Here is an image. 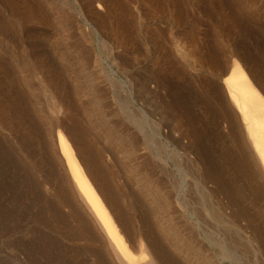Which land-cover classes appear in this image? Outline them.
I'll return each mask as SVG.
<instances>
[{"label": "rangeland", "instance_id": "374dc122", "mask_svg": "<svg viewBox=\"0 0 264 264\" xmlns=\"http://www.w3.org/2000/svg\"><path fill=\"white\" fill-rule=\"evenodd\" d=\"M234 62L264 100V0H0V264H122L77 194L58 132L134 254L264 264V170L253 149L257 183L244 155L237 174L227 162L236 176L227 190L207 164L236 148L224 115L247 139L223 83ZM184 97L202 106L199 144L172 124L168 104ZM90 123L112 184L96 178L80 136ZM120 135L133 142L114 152L109 138Z\"/></svg>", "mask_w": 264, "mask_h": 264}, {"label": "bare ground", "instance_id": "6f19581e", "mask_svg": "<svg viewBox=\"0 0 264 264\" xmlns=\"http://www.w3.org/2000/svg\"><path fill=\"white\" fill-rule=\"evenodd\" d=\"M223 83L225 84V87H226V90H227V93H228V96H229V99H230L232 105L237 109L238 113L240 114V115L239 114L238 115L241 116L240 120L243 123L242 125H244V129L246 131L245 133H247L246 136H247V139H248L249 145H250V146H248L245 144L247 139H246V141L242 140V135H245V134L244 133L242 134V132H241L242 130L239 129L240 127L237 128L238 127L236 125L237 121L234 118L235 115L234 114L230 115V113L226 114V113H228L227 111H226V113H223V114H226L223 116V118H225V120L228 121L229 125H231L232 134H233V138L235 140L236 148L232 152L227 150V151H224L221 156H218V155H217V157L215 156L216 160H218L220 158L217 161L218 163H216V161L214 162L212 160L211 161L208 160L207 164H208V167H210V171L212 174L210 177L212 179V182L215 185H219V183H222V185L221 184L219 185L220 187L224 185V187L227 186V188L229 189V187L233 186L232 181H234V179L236 177L234 172L237 174V172H239V170H240L239 167L236 165L237 164L236 161L240 155H244L248 159V162H249L248 167L251 169L250 178L252 179V181L257 180L258 172H259L257 170L258 169L257 167L259 166V164L261 165V167L264 170V100L258 95V93L255 90H253L251 88L246 74L244 73L243 69L240 67V65L237 62L233 63L231 71H230L228 76L224 77ZM168 95H169V93H168ZM166 96H167V93H166ZM167 97H169V96H167ZM200 100H202V99L200 98ZM202 102L200 103V105L202 104ZM169 104H168V108H169L170 112L172 111V113H171L172 115L169 113V110H167V112L170 114V116H172L171 118H173V120H172L173 127L180 129L183 132L185 131L187 133V135H189L190 142H192L193 144L194 143L199 144L198 143L199 140L202 139V137H203L200 135V128L198 126V121L200 120L199 122H201L200 118H201L202 112H203V111H201L202 106L201 107L199 106V99L198 98L188 99V98L184 97L180 101H179V99L174 100V102L170 106H169ZM208 108H209V105H208ZM192 110H194L195 112H196V110L199 111V114H196L197 116L193 115ZM200 112H201V114H200ZM204 112H206V111H204ZM208 114H209V112H208ZM223 114L221 113V115H223ZM217 116H216V118L213 117L212 121L216 122V125L218 126L220 122L218 121L219 119L217 118ZM202 117H204V116H202ZM223 118H222V120H224ZM202 120H203L202 121V123H203L204 118ZM209 120H210V118H209ZM204 124H203V126H204ZM133 125L135 126V129L137 130L138 133H141V134L143 133L146 136L147 131H146V129H144L143 126L138 125L136 122H133ZM238 125H239V123H238ZM81 128L83 130L81 132H79L80 136H81V133L84 135V138H85L84 144L89 149L88 153H91V155L93 156L94 161L96 163V164H94L97 167V168L95 167L96 168L95 169V171H96L95 175L97 176L96 178L98 180L101 179L102 181L106 182L107 184L108 183L112 184L113 180L115 178V174L112 173L111 170L109 171L108 170L109 168L104 165L103 160H102V153H101L100 149L96 148L95 141L90 136V131H92V129H93L92 123H90V127H88V128H86V127L84 128V126H82ZM205 128H206V126H205ZM205 128H203V129H205ZM207 130H209V129H207ZM97 137L100 139L99 136H97ZM206 139L208 140V142L213 143L211 136L209 139L208 138H206ZM109 140L115 143L114 145H112L114 152H120L122 150H125L127 148V146H130L133 142V138L132 139H126L123 135H120L119 137H110ZM57 143H58L60 154H61V156L65 162V165H66V167H67V169L71 175V179H72L74 186L77 190V194L79 195L81 200L84 202V204L87 206L88 210L93 215V217H95L96 222L99 224L102 232H104V234L106 235V237H107L108 241L110 242V244L113 248V251L115 252L117 258H119L118 259L119 262L122 264H153L151 258L149 260H146L147 250L144 246L143 247L141 246L140 249H138V254H134L133 252H131V249L128 248V245L126 244L127 241L124 240V238H123L124 235L121 234L120 229H118V227L115 224V221L110 216L107 208L104 205L105 203L102 201L103 199L100 198L97 191L94 189V186L92 184L91 179H89L88 178L89 176L86 175L87 172H85L83 167L80 165V162L77 160L70 141L62 133L58 132L57 133ZM214 147L215 146H213L212 148H214ZM250 147L253 149L252 151L255 153V155L257 157V158H255V160L257 159L259 164L253 160L252 154L250 153V151H251ZM214 151H216V150L214 149ZM161 158H162L161 155H159V159H161ZM224 161H226V162H224ZM227 162L230 165H232L234 172L230 170L229 164H227ZM165 164L162 163L163 168L165 167ZM255 164H258V165H256V167H255ZM262 168H261V170H262ZM221 172H223L227 175L226 180H228V181H224V180L222 181L223 178L220 179L221 178V176H220ZM261 173L264 174V172H261ZM96 178H95V180H96ZM99 182H100V180H99ZM228 183H231V184H228ZM256 183H257V181H256ZM201 187L204 190V186L201 185ZM227 188L225 187L226 190H227ZM239 191H241V189ZM207 192L210 193L209 191H207ZM228 192L229 191H227V194H228ZM235 192H236V190H235ZM238 192H237V194H238ZM210 194H212V193H210ZM227 194L225 193V196ZM238 195L239 196L241 195L240 192ZM107 198H108L107 200H109V201L112 200L110 195H108ZM227 198H228V196H227ZM239 198H241V197H239ZM241 200L246 201V200H244V197ZM260 213L263 214L264 212H262V210H261ZM257 215H259V214H257ZM261 217H260V219H261ZM262 218H264V217H262ZM153 226H155L154 228H155V231L157 232V233L156 232L155 233L158 235V238L160 239V237H162V235H164V227L161 225H157V224H155ZM151 230L153 231V228ZM155 233H153V234H155ZM246 241H247V239H246ZM132 249L134 250L135 248H132Z\"/></svg>", "mask_w": 264, "mask_h": 264}]
</instances>
